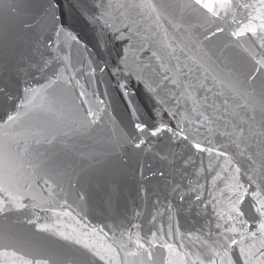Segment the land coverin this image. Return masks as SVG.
Segmentation results:
<instances>
[{"label":"water","instance_id":"obj_1","mask_svg":"<svg viewBox=\"0 0 264 264\" xmlns=\"http://www.w3.org/2000/svg\"><path fill=\"white\" fill-rule=\"evenodd\" d=\"M0 264H264V0H0Z\"/></svg>","mask_w":264,"mask_h":264},{"label":"snow or ice","instance_id":"obj_2","mask_svg":"<svg viewBox=\"0 0 264 264\" xmlns=\"http://www.w3.org/2000/svg\"><path fill=\"white\" fill-rule=\"evenodd\" d=\"M199 2H200V0H197V3H199ZM205 7H207V5H205ZM209 11H211V9H209ZM9 119H11V117H9Z\"/></svg>","mask_w":264,"mask_h":264}]
</instances>
